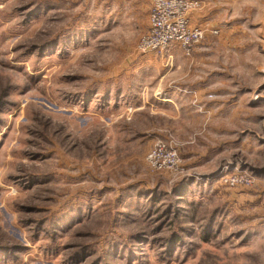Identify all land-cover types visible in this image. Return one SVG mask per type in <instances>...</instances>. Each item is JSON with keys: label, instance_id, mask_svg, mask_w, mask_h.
<instances>
[{"label": "rangeland", "instance_id": "374dc122", "mask_svg": "<svg viewBox=\"0 0 264 264\" xmlns=\"http://www.w3.org/2000/svg\"><path fill=\"white\" fill-rule=\"evenodd\" d=\"M149 8L0 0V264H264V19L156 53Z\"/></svg>", "mask_w": 264, "mask_h": 264}, {"label": "built area", "instance_id": "2783aa9c", "mask_svg": "<svg viewBox=\"0 0 264 264\" xmlns=\"http://www.w3.org/2000/svg\"><path fill=\"white\" fill-rule=\"evenodd\" d=\"M149 30L142 36L140 48L143 51L165 53L172 46L179 45L189 51L204 39L207 29L191 21V12L201 6L200 0H149ZM217 32V31H215ZM165 144L159 142L148 155L153 167L174 166L176 152L162 154Z\"/></svg>", "mask_w": 264, "mask_h": 264}, {"label": "crops", "instance_id": "0c3cea01", "mask_svg": "<svg viewBox=\"0 0 264 264\" xmlns=\"http://www.w3.org/2000/svg\"><path fill=\"white\" fill-rule=\"evenodd\" d=\"M201 6L191 12V21L207 29L206 41L216 37L224 24L257 23L264 19V0H200ZM264 24V20L262 21Z\"/></svg>", "mask_w": 264, "mask_h": 264}]
</instances>
